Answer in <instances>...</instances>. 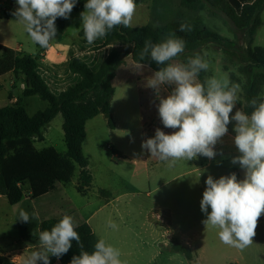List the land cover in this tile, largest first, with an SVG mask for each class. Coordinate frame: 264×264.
Masks as SVG:
<instances>
[{
  "label": "rangeland",
  "instance_id": "obj_1",
  "mask_svg": "<svg viewBox=\"0 0 264 264\" xmlns=\"http://www.w3.org/2000/svg\"><path fill=\"white\" fill-rule=\"evenodd\" d=\"M151 1L143 0V4L136 8L135 13H140L141 18L134 14L131 27L149 23L155 26L171 19H179L185 24L198 20L223 38L221 45L204 43L197 50L209 62L205 80L212 76L227 75L229 78V73L240 77L238 57L245 56L249 43L247 33L237 30L222 13L209 7L197 12L190 11L180 7L178 0H154L149 19L147 8ZM17 8L16 0H0V41L14 48L19 47L23 54L36 58L38 50L35 43L13 15ZM5 9L11 13L8 19L3 16ZM84 11L72 10L66 19L63 34L66 41L79 39L78 32L82 29L80 14ZM261 20L262 25L252 37V47L264 45V11L261 12ZM102 59L103 56L98 55L97 60L88 67L95 70ZM125 59L127 63L114 84L115 94L109 114L116 128L107 126L106 115H99L86 123L82 150L92 176L89 189L83 193L77 190L79 169L74 165L71 181L63 187L64 197L69 199L73 208L62 205L63 208L48 213V199L31 201L26 198L22 203L11 206L2 197L0 254L6 252L10 257L18 254L28 258L31 252L39 250V246L25 249L26 240L35 236L33 223L67 214L77 224L88 218L97 222L99 228L95 227L96 232L107 243L120 249L124 264H192L194 260L196 264H236V249L221 242L218 229L205 225L207 215L200 207L209 175L219 179L235 173L238 180L245 178V170L238 163H232L233 158L240 155L234 144L236 122L228 125V133L233 137L224 136L215 145L217 154L213 159L201 155L189 161L181 159L169 166L168 162L151 157L150 152L142 148V142L153 138L157 128L166 134L175 131L164 127L158 113L159 98H166L174 85H169L172 88L165 95L161 91L157 94L155 89L147 86V78L153 75L151 69L134 63L130 56ZM174 62L179 60L175 59ZM69 75L70 79L74 78ZM78 79L76 75L68 87ZM48 83L50 90L56 94L49 79ZM21 88H24V83L19 76L12 73L4 76L0 80V106L9 105L10 97L21 98V105L29 116L48 106L38 95L23 97ZM238 97L241 98V89ZM237 110L235 105L230 116H234ZM62 122V116L58 114L44 126V141H35V148L53 149L63 154ZM99 190H104L108 195L100 196ZM20 210L28 212L30 217L35 212L38 219L25 223L19 219ZM261 218L264 220V213ZM109 221L116 223L118 229L109 228ZM173 238L192 244L193 261L170 250ZM194 238H197L195 244ZM252 242L244 249L246 258L240 260V264H264V245L254 239ZM194 245L199 258L194 254ZM49 260L52 264L53 256L49 255Z\"/></svg>",
  "mask_w": 264,
  "mask_h": 264
},
{
  "label": "clouds",
  "instance_id": "obj_2",
  "mask_svg": "<svg viewBox=\"0 0 264 264\" xmlns=\"http://www.w3.org/2000/svg\"><path fill=\"white\" fill-rule=\"evenodd\" d=\"M18 8L13 13L31 38L41 48H48L56 37L57 18L67 19L77 0H16ZM82 12V29L86 41L94 43L112 29L123 25L131 27L135 14V0H87ZM191 30L181 24L180 31ZM185 50V41L170 34L166 40L153 44L146 40L140 59L149 56L158 65H165L147 78V86L157 94L164 85H174L166 98H159V118L165 128L174 129L166 134L157 128L155 136L142 142L151 157L166 161L173 166L177 161L192 160L198 156L213 159L215 145L228 133V125L235 121L234 144L240 155L233 164L245 170V178L238 180L235 173L214 179L209 175L200 203L207 215L206 226L218 229L221 242L244 250L253 242L258 220L264 213V99L253 98L251 114L237 110L230 116L238 101L239 84L232 83L227 75L198 80L201 71L209 69V62L199 53L187 63L174 62ZM211 209L209 212L208 209ZM19 219L25 223L38 219L24 210ZM108 227L117 230L112 221ZM77 224L71 215L65 214L51 230L39 233V250L31 252L24 264H50L49 255L62 257L75 241L80 254L70 264H124L119 248L100 238L94 250H83Z\"/></svg>",
  "mask_w": 264,
  "mask_h": 264
},
{
  "label": "trees",
  "instance_id": "obj_3",
  "mask_svg": "<svg viewBox=\"0 0 264 264\" xmlns=\"http://www.w3.org/2000/svg\"><path fill=\"white\" fill-rule=\"evenodd\" d=\"M87 0H77L73 11L85 10ZM143 0H135L136 5ZM180 7L190 11H201L206 7L225 15L234 27L249 37L245 49V56L238 57V73H229L232 83L239 84L241 98H238L237 108L246 114H251L253 108L250 101L253 98L264 99V45L252 47V37L262 25L261 12L264 11V0H178ZM4 18L11 16L9 10L3 12ZM64 18L55 21L57 32L61 34L65 28ZM185 24L179 19H171L164 23L146 24L141 27H124L123 25L112 29L103 37V47L113 45L107 56L95 70L78 59L72 58L67 69L71 75H77L78 81L65 90L53 93L39 72L40 64L37 58L23 53H17L0 45V76L11 72L24 83L23 97L38 95L46 101L48 106L29 116L21 105V98L12 104L0 108V196L5 197L11 206L17 205L24 198L36 200L58 185H66L71 181L74 165L79 169L77 190L83 193L88 190L92 182L89 173L88 159L85 157L82 144L86 138L85 125L87 121L98 115L110 114V103L114 96L112 80L117 69L124 64V59L130 56L131 60L151 69L154 73L165 65H158L146 56L143 61L140 53L146 40L153 44L163 42L172 33L185 41V50L177 56L181 63H187L190 57L197 54L198 48L204 43L220 44L223 38L211 31L200 21H193L189 25L191 30L180 31V25ZM78 37L87 42L83 29ZM42 51V48L35 44ZM198 80L205 81V71H201ZM62 116V131L65 152L60 154L53 149L38 150L34 142H43L42 128L49 124L56 115ZM107 126L114 128L112 118L107 119ZM100 196L108 195L99 190ZM64 215L43 219L33 223L35 236L26 240L30 246L39 245V233L51 228L59 222ZM76 231L80 236L83 250L92 252L98 236L91 230L86 222L77 224ZM253 239L264 244V220H258L256 234ZM80 247L75 241L72 248L59 259V264H70L74 256L80 254ZM170 250L183 255L188 261H193L189 247L172 239ZM0 264H16L9 256L0 255ZM192 264H196L194 261ZM235 264V263H229Z\"/></svg>",
  "mask_w": 264,
  "mask_h": 264
},
{
  "label": "crops",
  "instance_id": "obj_4",
  "mask_svg": "<svg viewBox=\"0 0 264 264\" xmlns=\"http://www.w3.org/2000/svg\"><path fill=\"white\" fill-rule=\"evenodd\" d=\"M153 2H154V0L151 1V5L147 8L149 19L151 18V12H152L151 9H152ZM142 4H143V2L141 4L136 5V8L140 7V5H142ZM135 15H137L138 19L141 18L140 13H135ZM65 25H66V21H65ZM64 30H65V28H64ZM63 34H64V31L61 34H56V37L51 41L50 46L48 48H42V51H40V52H39V49L37 48V50H38L37 57H38V61L40 64L39 72L42 75L45 82L47 83V85L49 86V88L51 86L48 83V79L51 83H53L54 88L56 89V94L65 90L68 87V84L72 80L76 79V75H73L74 78L70 79V75H69L70 73L67 69V64L72 58H78V59L84 61L89 66V64H92L93 62H95L97 60L98 55H99V57L103 56V59H104L107 56V54L109 53V51L114 47L113 45H108V46L103 47V37H102V39H99V40L95 41L94 43L89 44L88 42H83L79 37H78L79 39L77 41H66L63 38ZM0 45L5 46V47L17 52V53H22L20 51L19 47L14 48V47H12V46H10L7 43H4L2 41H0ZM126 63H127L126 59H124V64L121 65L117 69L115 77L112 80V86L113 87H114V84L116 82L117 77L122 72ZM10 74H11V72H8L4 75H1L0 80L4 76L10 75ZM167 87L169 89H167ZM171 88H172V86H169L166 84V85L162 86L160 91L163 92V94L165 95ZM22 90H23V88H21V90H20L21 93H22ZM114 94H115V89H114ZM16 99H19V98L10 97V101H9L10 104L14 103L16 101ZM113 99H114V96H113L112 101L110 103V108H111ZM1 107H4V106H0V108ZM98 116H96V117H98ZM96 117H94V118H96ZM115 128H116V124L114 123L113 129H115ZM85 129H86V125H85ZM225 136L226 137L227 136L233 137L230 133H227ZM63 187H64V185H58L55 187L54 190L48 192L43 197L39 198V199H48V200H46L47 201L46 211L48 213H51V212L58 210L60 207H62V205L65 207L68 206L70 208H73V204L69 201V199H65V197H64V191H63L64 188ZM2 197L3 196H0V199ZM52 197L54 200H52ZM25 199L26 198H24L22 201H24ZM22 201L20 203H22ZM109 202L110 201H107V203H109ZM91 221H92V223H91ZM82 222H86L90 226L91 230L98 236V238L99 239L101 238L95 229V227L99 228L97 222L93 221V219H90V218L85 219V221H81L80 223H82ZM196 239L197 238H194V244H195ZM180 243L189 247L191 252H192V244L191 243H189V244H186L184 242H180ZM262 245H264V244H262ZM38 246L39 245L30 246L29 243H26L25 249L38 247ZM164 246L166 247L167 245H164ZM235 249H236L235 250V252H236L235 262H236V264H240L239 261L242 259L245 260L246 256L244 255V250H239L237 248H235ZM194 254L197 258H199L198 253L195 251V245H194ZM0 255H5V256L10 257L9 253H6V252H4L3 254H0ZM192 255H193V253H192ZM10 258L16 264H24V261L27 259V257H23L22 255H18V254L15 255L14 257H10ZM37 263L43 264L42 261H37ZM52 264H59V262L57 259H54Z\"/></svg>",
  "mask_w": 264,
  "mask_h": 264
},
{
  "label": "water",
  "instance_id": "obj_5",
  "mask_svg": "<svg viewBox=\"0 0 264 264\" xmlns=\"http://www.w3.org/2000/svg\"><path fill=\"white\" fill-rule=\"evenodd\" d=\"M12 1H15V0H12ZM105 117H106V119H109L111 116L109 114H107Z\"/></svg>",
  "mask_w": 264,
  "mask_h": 264
},
{
  "label": "built area",
  "instance_id": "obj_6",
  "mask_svg": "<svg viewBox=\"0 0 264 264\" xmlns=\"http://www.w3.org/2000/svg\"><path fill=\"white\" fill-rule=\"evenodd\" d=\"M0 13H1V10H0Z\"/></svg>",
  "mask_w": 264,
  "mask_h": 264
}]
</instances>
